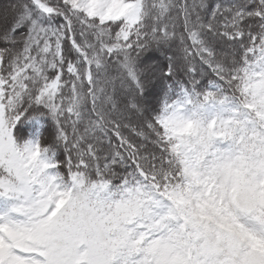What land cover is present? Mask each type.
I'll use <instances>...</instances> for the list:
<instances>
[{
	"label": "snow or ice",
	"instance_id": "obj_1",
	"mask_svg": "<svg viewBox=\"0 0 264 264\" xmlns=\"http://www.w3.org/2000/svg\"><path fill=\"white\" fill-rule=\"evenodd\" d=\"M0 264H264V0H0Z\"/></svg>",
	"mask_w": 264,
	"mask_h": 264
}]
</instances>
